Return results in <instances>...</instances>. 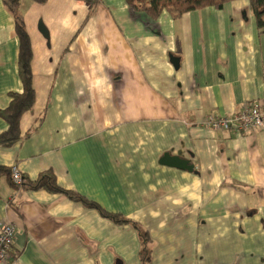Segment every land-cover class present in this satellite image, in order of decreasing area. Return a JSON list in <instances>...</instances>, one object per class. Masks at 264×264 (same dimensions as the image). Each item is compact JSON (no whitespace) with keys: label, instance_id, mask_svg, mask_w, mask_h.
<instances>
[{"label":"crops","instance_id":"crops-1","mask_svg":"<svg viewBox=\"0 0 264 264\" xmlns=\"http://www.w3.org/2000/svg\"><path fill=\"white\" fill-rule=\"evenodd\" d=\"M35 103L21 139L0 148V222L13 225L6 264H264V129L212 131L207 116L238 113L264 93V30L249 2L173 20L102 0H21ZM177 60V67L172 63ZM14 21L0 0V110L21 93ZM7 129L0 118V134ZM188 161L191 172L161 163Z\"/></svg>","mask_w":264,"mask_h":264},{"label":"trees","instance_id":"trees-1","mask_svg":"<svg viewBox=\"0 0 264 264\" xmlns=\"http://www.w3.org/2000/svg\"><path fill=\"white\" fill-rule=\"evenodd\" d=\"M4 7L10 13L14 21V30L18 39V76L22 86L21 93L11 92L9 93L8 106L0 110V118L6 123L7 129L0 134V148H7L18 142L20 137L19 122L23 114L30 111L35 103V92L32 87V75H31V60L32 52L30 40L26 32L23 17L20 12L21 0H2ZM34 3L41 4L44 0H30ZM84 2L89 6L90 15L102 0H75ZM127 6L135 13H140L155 21L159 16L166 12L173 20L179 19L183 14L202 10L205 8H214L221 10L227 3L240 1V0H125ZM255 19L257 29L259 31L264 30V0H247ZM7 176L9 183L14 191L20 190L25 187L27 183L22 176L21 183L15 185L11 181V169L0 167V176ZM31 187L37 189H45L51 192H56L65 195L70 200L75 202H82L90 208L97 209L100 213L117 224H131L138 232L141 238L142 244V262L148 261L147 244L149 238L146 232L139 229V227L119 215H112L101 211L97 205L87 201L83 197L60 189L56 183L53 175L49 172L41 174L34 184H30ZM120 264V263H116Z\"/></svg>","mask_w":264,"mask_h":264},{"label":"built area","instance_id":"built-area-1","mask_svg":"<svg viewBox=\"0 0 264 264\" xmlns=\"http://www.w3.org/2000/svg\"><path fill=\"white\" fill-rule=\"evenodd\" d=\"M203 125L212 131L233 132L246 135L254 129H264V93L255 101L246 103L242 109L229 116H207ZM22 175L15 167L11 168V181L21 183ZM15 230L13 225L0 222V264L9 260V252L14 246Z\"/></svg>","mask_w":264,"mask_h":264},{"label":"water","instance_id":"water-1","mask_svg":"<svg viewBox=\"0 0 264 264\" xmlns=\"http://www.w3.org/2000/svg\"><path fill=\"white\" fill-rule=\"evenodd\" d=\"M172 63L175 67H177V60L172 59ZM161 163L173 168L186 170L189 172L193 170V167L189 165L188 161L181 160L178 157H170L169 155H164L163 159L161 160Z\"/></svg>","mask_w":264,"mask_h":264}]
</instances>
